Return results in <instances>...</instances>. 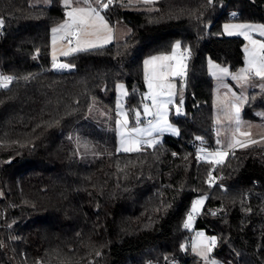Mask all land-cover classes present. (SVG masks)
<instances>
[{"label":"trees","instance_id":"trees-1","mask_svg":"<svg viewBox=\"0 0 264 264\" xmlns=\"http://www.w3.org/2000/svg\"><path fill=\"white\" fill-rule=\"evenodd\" d=\"M62 2L0 0V71L13 79L0 87V264H201L183 248L201 196L193 228L215 237L212 257L264 264V145L241 143L216 163L224 190L200 155L221 149L207 61L244 63V39L224 35L222 24L264 23V0H111L101 14L130 33L62 56L65 70L50 57ZM177 42L190 53L175 95L183 112L169 113L178 134L120 150L116 83H125L132 123L144 102V58ZM242 116L264 121V89L247 91ZM87 152L95 157L84 163Z\"/></svg>","mask_w":264,"mask_h":264},{"label":"rangeland","instance_id":"rangeland-1","mask_svg":"<svg viewBox=\"0 0 264 264\" xmlns=\"http://www.w3.org/2000/svg\"><path fill=\"white\" fill-rule=\"evenodd\" d=\"M32 1L35 4L37 2V0H32ZM41 3L44 4V2H41ZM88 3H90L89 0H85V6L91 7ZM62 4L65 5V18L60 23L55 25L53 29H59L60 25L66 22H69V17L67 13L71 11L73 8H87L84 5L82 7L81 6L77 7V5L72 4L70 0H67V3L65 2V0H63ZM92 5L94 6V4ZM100 15H101V12H100ZM107 23H108L109 28L111 29V36H112L113 25H111L108 21ZM226 25L229 27L226 28L225 27ZM234 25H251L252 27L251 28L232 27ZM261 25H264V23L262 22H239L235 20H228L222 24V33L224 35L240 36L244 39V44H243L244 63L241 67H239L236 70H230L227 66L216 63L215 61H212L210 59H208L207 61L208 73L213 78V108H214V119H213L214 126L213 127H214V131L217 132L218 136L221 135V137L219 138L226 139V141H229L231 137V135H229L230 126H233L231 124L237 121L236 113H235V109L233 108V105L235 104L240 108L239 119H242L241 112L243 109V105L246 101L247 91L249 89H264V84L260 81H255L254 78H250L251 76L247 79V81L243 79H240V80L233 79V76L241 75V69L248 67L247 61L249 59V54L254 51L259 52L258 45L254 46L252 44V40H255L258 42H264V36L260 35ZM68 31L69 30H60L56 33H53V31H51L50 57L52 61V67L54 63L65 64L64 61L61 59V57L64 56L63 53L68 52L69 49L76 48L78 46L83 49H88L89 47L87 46L86 41L95 44L96 45L95 47L105 45V43H103V39L107 38L109 35V33L107 32V34H103V35L101 33H99L98 35L93 33L88 36H81L79 45L77 44V38H76L74 47H69L67 40L64 39L66 35L69 36ZM71 31H75V28H72ZM98 37H100V39H98ZM176 44L177 43L173 45V48L171 49V51H173ZM180 50L181 48H179V50L177 51V59H179V57L181 56L185 57V54L183 53L181 54ZM182 63L185 66L184 69H186V63H187L186 57L183 59ZM148 67L149 65L147 66V68L144 66L145 69H148ZM176 67H177V60H173V63L172 65H170V68L168 70L170 71L171 69H174ZM54 69H60V68H54ZM220 69H227L228 70L227 74L221 73ZM152 75L153 73H151V76ZM121 85L123 87H120ZM164 91L167 92L168 90L165 89ZM148 93H149L148 83H146V90L144 93V102L142 104L141 110L135 112L133 119L136 121V119L139 120L142 115H144L145 117L150 116L152 117V119L154 120V124L156 125L157 121L161 120L162 118L156 115L158 109L155 105H153L151 97L148 95ZM125 96H126L125 83L122 81H119L115 85V107H116V113H117V121L122 122L126 119L127 124H128V116L124 108ZM145 105L148 106V110L151 113L150 115L145 114V109H144ZM171 105H173L174 112L177 113L176 111L177 103L175 102L174 96H173V102L168 105L167 121L173 128L177 130L176 126L173 125L169 120V113L171 110ZM137 113H139L138 116H137ZM117 121H116V131L118 132L117 133L118 139H120L121 133L125 132L126 126H122V124H118ZM252 125L254 126L251 131V136H250L252 137V140L245 142L246 145L248 142L252 144L255 143L259 145H264V121H253ZM155 133L157 134L156 139H158L159 137H161V135H164V134L177 135L178 130L177 132L155 131ZM221 141H224V140H221ZM218 144L219 142L217 141V145ZM214 154L215 152H211V151L207 153H200L202 158L206 160H211V161H214L215 158H218ZM94 157L95 155L87 152L83 154L82 161L84 163H88ZM197 200H203V203H204L203 196L194 200L193 204ZM202 205L198 206V209L195 212H193L192 206L190 208V214H191L192 219H191V224H190L189 229L192 230V235H191L189 242L183 245V248L185 250L188 249L191 253L196 254L199 258H201V264H213V262H215V264H226V263L219 262L211 255V251L214 245H211L209 241L214 236L206 234L203 230L193 228L194 218L200 212ZM187 222H188V218H187ZM201 233L203 234L202 236L199 235ZM209 248L211 249L210 251H209Z\"/></svg>","mask_w":264,"mask_h":264},{"label":"snow or ice","instance_id":"snow-or-ice-1","mask_svg":"<svg viewBox=\"0 0 264 264\" xmlns=\"http://www.w3.org/2000/svg\"><path fill=\"white\" fill-rule=\"evenodd\" d=\"M67 3V0H65ZM111 0H109V3H99L97 5V8H73L71 11L67 13L69 17V22H66L62 25H60L59 29H53V33H56L60 30H69L68 35L69 36H75L77 38V44L79 45L80 43V38L81 36H88L93 33H98L100 31H106L109 33L107 38L103 39V43L107 44L111 42V29L108 26L107 21L105 20L104 16L100 15V11L97 9H107L110 6ZM145 2H148V0H145ZM209 3H212V0H209ZM4 24V20L0 19V27H2ZM226 28L229 26H225ZM232 27H237V28H251V25H234ZM72 28H75V31H71ZM231 34V33H230ZM243 34V33H241ZM260 35L264 36V25L260 26ZM100 39V37H98ZM54 42V41H53ZM69 43H71V39H69ZM87 46L89 48L95 47L96 45L86 41ZM252 44L258 45L259 52H252L249 54V59L247 61L248 67L241 69V75L240 76H233V79H243L247 81V79L250 76H255L259 77L261 79H264V42H258L255 40H252ZM180 48V43L177 42L175 45L173 52L171 55H162V56H153L149 60H146L145 67L147 68L148 65H153V75L152 76H147L146 75V80L148 82V89L149 93L148 95L151 97V100L153 102V105L157 107V113L156 115L161 117V120L157 121L156 125L152 126V130L154 131H172V132H177L175 128H173L167 121V111H168V105L173 102V96L174 93L170 90L173 86L171 84H167L166 80L169 76H182L184 75V65L182 63L183 59L185 57L181 56L179 59H177V50ZM85 49L81 47H76V48H71L69 49L68 52H64V56H68L74 52H79L83 51ZM186 52L188 51L187 49L185 50ZM247 51V50H246ZM171 60H177V67L174 69H171L170 71L168 70L170 68V65L163 63L164 61H171ZM160 61L161 63L156 64L155 62ZM54 68H70L71 65L68 64H53ZM227 69H220V72L223 74H227ZM215 74V73H214ZM11 77H3L0 78V86L7 87L8 83L11 82ZM120 87H123L122 85ZM168 89L167 92L164 90ZM181 105L183 104V99L181 98L180 100ZM233 108L235 109L236 113V120L237 124H239V113H240V108L237 105H233ZM145 109V114L150 115L151 113L148 110V106H144ZM177 114L180 113V108L178 107L176 109ZM139 113H137V116ZM118 124H122V126L127 125V120L125 119L124 121H117ZM144 131L142 129H137L133 128L131 129L132 133L136 132H141ZM149 135L151 134L150 131L148 133ZM242 135H247V133H242ZM121 146L123 151L125 152H133V151H138V141L136 139H132L130 141H127L130 146L124 147V144L126 143L124 139V133H121ZM199 139V138H198ZM154 143V142H153ZM237 143H239L237 141ZM246 145H241V147H244ZM217 159L215 162L217 164L222 162V159L225 155L223 152H216L214 154ZM203 204V200H197L192 206L193 212L197 211L198 206ZM191 214L188 217V222L185 223V227H190L191 224ZM199 235H203L202 233ZM211 245H214L216 243L215 237H212L211 240L209 241ZM211 249L209 248V251ZM215 264V262H213Z\"/></svg>","mask_w":264,"mask_h":264},{"label":"crops","instance_id":"crops-1","mask_svg":"<svg viewBox=\"0 0 264 264\" xmlns=\"http://www.w3.org/2000/svg\"><path fill=\"white\" fill-rule=\"evenodd\" d=\"M70 1L72 2V4L77 5V7L78 6H81L82 7L83 5L85 6V0H70ZM148 1H150V0H148ZM41 2H44V4H48V3H50V0H44V1L37 0L36 4H43ZM89 2L90 3H88V4L92 8H97L98 2L99 3H105L102 0H89ZM92 4H94V6ZM85 7H87V6H85ZM97 10L100 11L99 8ZM99 33H101L102 35L103 34H107L106 31H100V32L94 33V34H97L98 35ZM129 33H130V27L125 22H123L121 20H118V21H116L113 24L112 36H111L112 39L111 40H112V42L122 41ZM64 39L65 40L67 39V35L64 37ZM172 52L173 51H170L168 53H163V54H154V55L145 57L144 60H143V67L145 66L144 62L146 60H149L151 57H153V56H162V55H171ZM180 53L181 54L182 53L185 54V51H184L183 48H181ZM155 63L156 64H159L161 62L160 61H157ZM163 63L168 64V65H172L173 60H171V61H164ZM144 70H145L144 71L145 82L148 83L147 80H146V75L147 76H151V73H153V65H149L148 69H145L144 68ZM184 71H185V69H184ZM178 77L179 76H169V78H167V80H166V83L167 84H171L173 86L170 90L174 93V97H175V95L177 93ZM148 117H150V116L145 117L144 115H142L139 120L136 119V121H135L133 119L132 123H130L129 122V119H128V124L126 125L125 132H124V139L126 141V143L124 144V147L130 146L129 143H127V141H130L132 139H136L138 141V147H140L141 142H144L146 144H150V146H152L158 140L161 139V137L163 135H161V137H159L158 139H156L157 138V134L155 133L154 130H152V126L155 125L154 124V120L152 119L150 122H147L146 121V118H148ZM241 118L242 119H239V124H237V121L235 123L231 124L233 126H230L229 135H231V137H230V140L229 141H226V139H220L219 137H221V135L218 136L217 132H215V136L217 138V141L219 142L218 147H221L222 149H230L233 146H236V145H239L241 143H245V142H247L249 140H252V137H250L251 136V131H252L253 127H254L252 125V123H253V121H260V120H248V119H245L242 116V112H241ZM133 128L142 129L144 131L132 133L131 132V129H133ZM149 131L151 133L150 135L148 134ZM242 133H247V135H242ZM121 138L122 137H120V139H118V147H119L120 150H123L122 149V146H121ZM219 139H220V141H219ZM221 140H224V141H221ZM237 141L239 143H237ZM224 158H225V156H224Z\"/></svg>","mask_w":264,"mask_h":264},{"label":"built area","instance_id":"built-area-1","mask_svg":"<svg viewBox=\"0 0 264 264\" xmlns=\"http://www.w3.org/2000/svg\"><path fill=\"white\" fill-rule=\"evenodd\" d=\"M0 19H2V18L0 17ZM3 26H4V24H3ZM3 26L0 27V35L2 34ZM69 39H71V43H69ZM75 39H76L75 36H67L66 40L68 42L69 47H74ZM189 55H190V53L188 51L187 52L185 51V56L187 58L189 57ZM62 70H65V68H62ZM184 73H185L184 75L178 77L179 86L181 88H183L185 86V84H186V77H187L186 70L184 71ZM3 77H11L12 78L11 75L4 74L3 72L0 71V78H3ZM12 80L13 79H11V82H12ZM10 83H8V85ZM0 87H3V86H0ZM178 107L180 108V113H182L183 112V104L181 105V103L179 102L177 104V108ZM151 120H152L151 117L146 118L147 122H150ZM143 144H144V142H141V145H143ZM200 152H205V150L201 149ZM216 152H223V153H225V156H226L228 154V152H229V149H222L221 148V149L216 150ZM215 161H216V159L212 162L211 166L209 167V175L212 177L213 183L217 184L221 190H224V186L220 183V179H219L220 174L219 173H217V174L215 173L216 169H217V166H216L217 164H216ZM145 264H153V263L150 260H148V261L145 262Z\"/></svg>","mask_w":264,"mask_h":264}]
</instances>
